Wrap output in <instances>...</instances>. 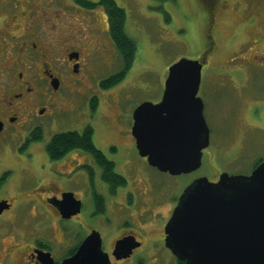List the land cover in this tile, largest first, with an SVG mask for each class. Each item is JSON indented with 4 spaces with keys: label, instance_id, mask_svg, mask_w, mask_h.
Wrapping results in <instances>:
<instances>
[{
    "label": "flooded vegetation",
    "instance_id": "af4514ba",
    "mask_svg": "<svg viewBox=\"0 0 264 264\" xmlns=\"http://www.w3.org/2000/svg\"><path fill=\"white\" fill-rule=\"evenodd\" d=\"M205 1L213 2L211 10L214 11L217 0ZM260 1L255 0V5L260 16L256 25L261 27L249 31L252 41L248 44L252 51L243 56L247 64L255 65L252 68L264 71L263 65L256 64L264 58V12L260 11ZM73 3L86 8L76 0ZM69 4L63 0H10V14H6L4 22L0 11V122L3 126L0 203L9 205L0 214V264H44L50 257L46 253L51 255L54 264H61L73 256L94 231L101 234L103 250L109 254L112 264H187L172 252L166 241L167 224L183 192L175 202L163 200L157 194L147 168L154 167L147 157L140 155L133 135L134 118L131 134L119 120L122 128L119 134L123 136L106 140L96 133L94 125H84V129L93 128L97 156L76 148L52 158L47 150L56 134L84 130L55 128L62 111L57 98L66 95V89L73 82L81 80L77 76L85 72L90 59L106 57L108 53L111 57L110 20L105 7L80 8L79 11L85 13L81 17ZM97 8L106 12V22L94 13ZM215 14L208 18L210 26L216 22ZM207 35L213 41L199 57L205 60L204 65L211 61L216 46L214 34ZM35 130L42 136L38 141L49 140L39 162H35L33 153L26 151L28 145L37 142L31 138ZM15 140L19 141V146L14 150ZM10 156L16 161L13 166L5 167L3 161ZM132 157L139 160L138 164ZM105 161L114 163L115 167ZM263 161L257 162L252 171ZM223 172L214 171V177L209 179L216 182ZM201 176L204 174L195 176L193 181ZM66 193H72L82 202L81 211L70 218L63 217L59 207ZM23 203H29L34 209L35 220L45 216L57 222L62 240H57L55 232H50L49 222L39 223L29 236H22L24 243L18 242L20 234L14 233L15 219L12 221L11 214H24ZM64 222H72V226L63 227ZM25 224L30 226L28 222ZM80 227L85 231L81 240L72 250L59 254L69 235L78 232ZM108 232L112 239L105 248ZM11 235L14 242L10 244ZM126 237H132L136 247L128 256L118 257L116 244Z\"/></svg>",
    "mask_w": 264,
    "mask_h": 264
},
{
    "label": "rangeland",
    "instance_id": "374dc122",
    "mask_svg": "<svg viewBox=\"0 0 264 264\" xmlns=\"http://www.w3.org/2000/svg\"><path fill=\"white\" fill-rule=\"evenodd\" d=\"M115 1L125 9L128 34L137 44L134 64L120 83L108 89L102 87L101 82L122 67L111 40V57L108 53L106 57L90 59L85 72L77 76L81 80L73 82L66 89L67 94L57 98L58 108L62 111L59 124L54 127L63 131L83 130L85 124H92L97 128L95 132L106 140L123 136L119 134L121 122L131 134L135 108L144 101L157 102L162 98L169 66L182 57H201L209 42L213 41L207 34L213 33L216 46L211 61L204 65L199 91L205 103L204 113L212 138V143L204 150L203 164L188 174L172 175L150 166L147 167L148 173L155 183L157 194L163 200L172 202L197 175L213 178L214 171L250 174L257 162L264 160V71L252 68L255 65L247 64L243 56L252 51L251 44H248L252 41L249 31L261 27L256 25L260 16L255 0H229L228 3L217 0L214 11L211 10L213 2L205 0ZM63 2L70 3V9H77L79 16L85 15L79 10L87 8L77 6L74 0ZM258 4L260 11L264 12V0ZM75 9L73 12H76ZM0 11L4 22L6 14H10V0L0 2ZM94 13L106 22L107 15L103 9L97 8ZM213 13H216V22L210 26L208 18ZM256 64L264 66V58L257 60ZM93 104L97 106L95 110ZM48 142L43 140L28 145L26 151L34 154L35 162L43 157ZM18 146L19 141L15 140L12 148L15 150ZM132 160L139 162L134 157ZM15 161L10 156L3 164L11 167ZM21 207L24 214H11L12 221L15 219L14 233L20 234L18 242L24 243L22 236H29L39 223L49 222L52 227L50 232H55L54 237L62 240L57 222L49 221L45 216L35 220V211L29 203H23ZM61 225L71 227L72 222ZM81 228L69 235L59 254L72 250L81 240L85 234ZM105 236L106 248L112 234L108 232ZM13 242L14 235H11L10 244Z\"/></svg>",
    "mask_w": 264,
    "mask_h": 264
},
{
    "label": "water",
    "instance_id": "95a60500",
    "mask_svg": "<svg viewBox=\"0 0 264 264\" xmlns=\"http://www.w3.org/2000/svg\"><path fill=\"white\" fill-rule=\"evenodd\" d=\"M204 63L187 57L172 63L160 101H144L133 112L139 153L162 172L180 175L198 170L210 146L211 129L199 96ZM2 127L0 122V132ZM81 203L72 193L64 194L59 205L63 217L78 214ZM8 206L1 202L0 214ZM166 232L167 246L187 264H264V161L251 174L223 172L216 182L207 176L192 181L180 196ZM133 240L117 242L118 257L132 253ZM46 254L50 257L44 264H54ZM61 264L112 263L101 234L94 231Z\"/></svg>",
    "mask_w": 264,
    "mask_h": 264
},
{
    "label": "trees",
    "instance_id": "16d2710c",
    "mask_svg": "<svg viewBox=\"0 0 264 264\" xmlns=\"http://www.w3.org/2000/svg\"><path fill=\"white\" fill-rule=\"evenodd\" d=\"M76 1L89 9L102 5L108 13L111 39L122 62V67L119 72L101 82L103 88H111L125 78L126 74L133 66L137 54V44L128 34L126 28V11L124 8L120 7L115 0H100L99 3L91 0ZM95 107L96 104H93V108ZM93 134V128L90 126L86 127L82 132L66 131L56 134L47 145V150L52 158H58L64 153L76 148H83L97 156L99 152L96 151ZM41 137V133L38 130L33 131L31 134V138L34 141L40 140ZM105 163L111 164V167L113 168L115 167L112 162L109 163L108 161H105Z\"/></svg>",
    "mask_w": 264,
    "mask_h": 264
}]
</instances>
